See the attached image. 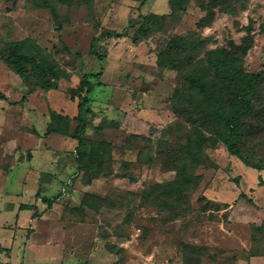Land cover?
Listing matches in <instances>:
<instances>
[{"label":"rangeland","instance_id":"obj_1","mask_svg":"<svg viewBox=\"0 0 264 264\" xmlns=\"http://www.w3.org/2000/svg\"><path fill=\"white\" fill-rule=\"evenodd\" d=\"M170 1L0 0V264H264L262 171L205 128L264 71V0ZM254 104L264 164V78Z\"/></svg>","mask_w":264,"mask_h":264},{"label":"trees","instance_id":"obj_2","mask_svg":"<svg viewBox=\"0 0 264 264\" xmlns=\"http://www.w3.org/2000/svg\"><path fill=\"white\" fill-rule=\"evenodd\" d=\"M187 5V0H171L170 6L172 10H176L178 7L180 9L185 10ZM251 48L249 40L246 41L243 47V54L246 55L248 50ZM94 50V49H93ZM219 55L220 51H214L211 55ZM98 55V54H97ZM100 60H103L102 55H98ZM8 62L12 64L15 71L19 74V76L24 79L26 74L28 73L27 65L30 62L29 60H22L18 55H14L8 58ZM226 75L229 77L230 86L234 90L235 100L232 102V105L229 106V109L217 108L215 110H210L207 114V122L212 124L211 127H205L206 130L215 134L222 143L225 144L228 151L231 155L238 157L242 162H244L247 166L252 167L258 171H264V164L258 162L256 164L251 162L249 156L245 155L242 151V142L245 137V131L247 128V117L251 115L254 111V98L257 93V89L264 78V71L260 73L246 72L242 67L235 69H228L226 71ZM97 75H85L81 85L80 90L82 92L86 91L90 93L92 91L91 77ZM48 85L50 88L57 89L58 84L48 81ZM1 99H5V97H0ZM89 104V98L85 95L79 104V114L77 118H82V113L87 109V105ZM88 110V109H87ZM181 112V111H178ZM206 116L205 109L202 110V115ZM200 115V118H202ZM52 122L48 126V130L46 135H50L52 133H60L64 135H69V127H62V123L66 120H69L70 117L64 116L61 113L53 112L51 114ZM82 131L85 128V124L79 127ZM73 138L77 139L80 143H82V139L80 136L71 135ZM263 179L259 177V184H263ZM243 195V194H242ZM244 196V195H243ZM44 200L51 203V199L44 198ZM32 205L22 203L20 205V210H28ZM256 229L260 230L263 225H255ZM257 255V254H254Z\"/></svg>","mask_w":264,"mask_h":264},{"label":"crops","instance_id":"obj_3","mask_svg":"<svg viewBox=\"0 0 264 264\" xmlns=\"http://www.w3.org/2000/svg\"><path fill=\"white\" fill-rule=\"evenodd\" d=\"M259 174H260V176L262 177V179H263V182H264V171H262V172H259ZM264 184V183H263ZM263 184H261V185H263ZM21 205V204H20ZM20 205H18V206H16V210L19 212H26L27 210H20Z\"/></svg>","mask_w":264,"mask_h":264}]
</instances>
